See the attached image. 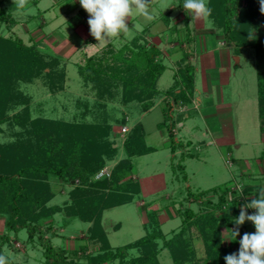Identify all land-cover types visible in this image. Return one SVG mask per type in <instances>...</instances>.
<instances>
[{
    "label": "trees",
    "instance_id": "obj_1",
    "mask_svg": "<svg viewBox=\"0 0 264 264\" xmlns=\"http://www.w3.org/2000/svg\"><path fill=\"white\" fill-rule=\"evenodd\" d=\"M182 4L183 0L179 5ZM208 6L212 9L208 17L212 28L224 36L237 55L244 47L255 50L259 116L264 133V14L260 0H208ZM246 8L254 9L246 15ZM16 10L13 0H0V23L10 31L19 22ZM189 18L186 15L183 19L187 37L191 34ZM259 36H263L260 41ZM162 54L156 43L147 42L145 33L119 49L114 41L109 42L100 52L86 55L84 63H76L83 84L96 91L100 99L107 97L104 103L99 100L100 115L86 103L83 115L94 114V122L84 117L71 121L31 118L33 96L23 84L47 77L50 89L62 87L56 84L66 76L65 69H56L62 56L43 52L36 40L26 43L20 36L0 33V135L5 132L3 124L12 130V137H0V217L4 218L5 228L0 233V254L6 255L8 264L11 259L4 247L12 246L13 238L24 231L26 244L43 248L40 252L45 264H162L159 256L164 249L170 252L174 264H225L224 257L234 253L232 246L225 243L222 224L230 229L241 207L257 198L258 194L246 196L248 187L233 191L222 183L192 193L193 202L199 203L200 208H180L182 222L170 236L162 230L161 209L148 210V204L142 206L149 211L145 223L157 228L133 242L113 247L103 224L105 210L131 202L141 192L140 183L132 177L134 158L154 150L146 143L140 121L131 127L123 148L118 146L111 137L114 123L106 103H134L140 107V114L150 109L156 99L166 96L169 100L163 105L165 120L161 126L168 127L174 150L182 144L174 134V105L192 101L195 67L184 51L173 85L161 90L158 82L168 69ZM123 113L119 116L122 129L129 120L128 113ZM121 150L125 156L118 160L111 177L94 180L96 173L108 161L117 159ZM51 177L70 185L68 199L62 204H51L56 196ZM59 213L66 221L78 218L90 223L77 247L53 242ZM237 227L241 235L244 227ZM198 239L202 248L195 244ZM92 244L97 245L96 252L89 251ZM134 248L139 254L126 261Z\"/></svg>",
    "mask_w": 264,
    "mask_h": 264
},
{
    "label": "rangeland",
    "instance_id": "obj_2",
    "mask_svg": "<svg viewBox=\"0 0 264 264\" xmlns=\"http://www.w3.org/2000/svg\"><path fill=\"white\" fill-rule=\"evenodd\" d=\"M37 2L39 3L37 4ZM180 2L181 0H151L149 6L154 10V19L147 21L143 17L134 15L131 20L128 21L129 27L131 28L129 34L114 41L117 49L142 32L145 26H148V24L154 20L160 19L165 15L173 17L181 9L183 11L180 12V17L184 19L188 14L182 6L179 9L177 5H179ZM174 5H176V7L172 10ZM39 9L47 11L42 13L39 12ZM71 9L73 10L70 11ZM81 9L82 7L79 4V0H37L35 2L34 0H29V4L25 9H18V11H16L19 22L14 26L12 31L8 30L5 24L0 23V33L20 36L26 43L34 42V40L39 38L40 42L37 43L43 52H51L53 55L61 54L59 56L63 57H61L62 62L56 67V69H65L66 71L65 78L61 80L58 78V80L56 79V84H62V87L58 88L57 86L55 89H50L49 84L47 85L49 82L47 77L35 79L33 82L23 84V88L33 96L30 107L31 118L41 116L49 119H63L68 121L73 119L81 120L82 117H84L83 112L86 111V103L90 110L93 109L96 115H100L101 103H104L107 97L100 99L95 93L96 91H91L90 88L83 84V78L78 72L76 63H84L87 56L97 53L98 51L100 52L107 43L97 44L98 42L90 35L87 23L89 16L87 15L85 18L83 16L82 18L80 15ZM251 9L253 10L254 8H246V15H249ZM201 20H203L199 23L201 27H198L201 31H197L196 33V40L200 43L205 34L211 31L213 27L208 17ZM82 26H84V29H82ZM217 32L218 30L213 29L209 37L215 39ZM262 38L263 36H259V41L262 40ZM146 40L147 42L154 43L152 37H148ZM88 45L93 46L87 47ZM199 47H202V44H200ZM232 49L231 53H234V49ZM237 57H240V61H237ZM254 59L255 50L252 47L240 49L238 55L235 53L232 65V83L229 88H225L223 92L229 100L232 98L234 101V108L237 109L235 112L237 126L240 113L242 112L243 115H245L244 126L247 125V133L249 135L247 136L245 129L243 131L237 129V141L244 144L246 140H252L251 135H253V133L256 136L253 145H248L246 148L242 146L243 148H238L239 150L234 146L232 148L236 154L230 156L233 167L226 182L231 189L236 184L241 185L243 189L254 173L258 175L256 172L259 171L255 170H259V167L264 165V162L261 160V158H263L264 161V144L261 142L262 130L258 106V73ZM173 73L174 70L172 68L165 71L160 83H158V87L161 89L166 88L168 82L172 79ZM99 100H101V103ZM97 101L99 103H96ZM111 102L112 101L106 103L109 106L108 110L112 111L110 121L114 123L113 127L115 132L112 133L111 137L114 138L118 146L123 148L128 138V133L133 126V118H136V120L139 119L138 109L140 110V107L134 103L124 106L120 103ZM114 106L119 108H115ZM121 109L129 115L128 125H126L128 129L126 132L123 131L122 124L119 121V116H124ZM84 118L92 122L96 120L94 114H89ZM190 123V119H188L186 123L187 126L183 129L184 131L187 130L186 128ZM2 127L4 129L3 132H5L1 134L0 137L4 139L12 137L11 127L9 129L7 123L3 124ZM249 136L250 138H248ZM244 148H250V150H245ZM124 156L125 152L121 150L117 159L108 161L106 165L101 168V170L106 169L105 171L107 174L97 177L100 170L93 179L110 178L118 160ZM167 156L166 151H161L158 154H148L134 158V169L137 171L138 169L145 170V174L141 173L137 175V181L141 183L145 189L136 195L131 202L105 210L103 224L113 247L133 242L145 235L148 230L154 227L157 228L154 224L145 223L149 211H147V208L138 205L139 199H144L147 202L148 210L157 209L158 207L156 206L161 208L160 212H162L163 217V219L160 218V220H162L161 227L162 230L170 236L171 231L179 227L182 222V217L176 211V209L180 207L179 205H190L196 210L199 209V203L192 201V193L198 194L196 190L198 187L204 188L210 183L213 184L216 182L212 180V178H209V176H205L209 174L207 169L204 171L202 177L201 175H195L193 176L195 177L194 180L185 182V170L182 171V169H178L177 167L174 168L169 166V159H167ZM133 172L132 177L135 178V172ZM191 175L192 173H190V176ZM262 176L260 178L258 177V180L264 183V178ZM145 179H147L146 183ZM50 180L56 193L51 204H62L68 199L70 185L69 183H63L56 177H51ZM147 188L149 190H147ZM252 193L249 191L248 194L245 195L253 197V195H251ZM164 195L166 198H164ZM168 195H170V200ZM185 198L188 199L190 203H188ZM153 201H158L159 204L152 206L153 208L149 207V204ZM144 212H146V215H144ZM254 212L255 210L251 209L248 214L251 215L254 214ZM56 217L58 220L55 225L57 235L55 234L54 237H51L53 242L58 245L64 244L70 248L77 247L82 236L86 233L89 223L78 218H71V220L66 221L61 213L57 214ZM222 227L224 230L226 229L224 224H222ZM235 227L237 228L236 224L231 226L230 229H234ZM242 227H244V232L236 238L232 237L231 234L224 235L225 243L232 246L234 253H237L239 250V240L242 238L243 234L255 232V227L250 221H246ZM4 230V218L0 217V233ZM44 237L47 238L48 236L44 235ZM26 238V232L24 231L19 237L13 238L12 246L9 248L6 246L4 247L11 259L9 264H45L41 258L40 252L43 248L40 245L35 246V248L31 244H26L24 241ZM195 244L198 248H202V241L200 239L196 240ZM89 251L96 252L97 245L92 244ZM201 252L203 251L201 250ZM138 254L139 251L137 249L134 248L130 250V254L126 261H129L130 257ZM159 258L162 264H174L170 252L167 249L161 252Z\"/></svg>",
    "mask_w": 264,
    "mask_h": 264
},
{
    "label": "crops",
    "instance_id": "obj_3",
    "mask_svg": "<svg viewBox=\"0 0 264 264\" xmlns=\"http://www.w3.org/2000/svg\"><path fill=\"white\" fill-rule=\"evenodd\" d=\"M35 1L37 0H34V2ZM38 3L39 2H37V4ZM177 6L179 9L181 8L180 5ZM174 7H176V5L172 7V10ZM72 10L73 9L70 11ZM16 11H18V9ZM46 11L47 10L39 9V12L42 13ZM181 11L183 10L180 9L173 17L165 15L160 19L154 20L148 24V26H145L140 33H145L146 39L148 37L153 38L154 43L163 51L162 57L168 65L167 70L170 68L174 70L171 81L168 82L166 88L161 89L159 87L161 90H166L173 85L184 51L189 53V60L194 64V93L191 97L192 101L190 103H182L179 101L174 105L175 116L173 121H176L174 134L177 139L182 141V144H179L174 150V144L168 127L161 126L165 120L162 105L169 100L166 96L156 99L150 109L139 114V119L136 120V118H133V125L138 121L143 124L146 143L154 149L152 152L145 155L158 154L161 151H166L168 155L167 159H169V166L174 168L177 167L178 169H182L183 167L182 171L185 170V182L194 180L195 177L193 176L195 175H201L202 177L204 171L207 169L209 174L205 176H209V178L216 181L204 187L205 189H210L227 182L233 167L230 156L236 154L232 149L233 146L237 149H241L243 147L246 148L248 145H253L256 136L253 133V135H251L252 140L248 139L249 141L246 140L244 144L237 141V129L241 131L245 129L247 133V125L244 126L245 115H243L242 112L240 113L237 126L235 120V112L237 109L234 108V101L232 98L229 100V98L223 94L225 88H229L231 85L233 78L232 65L235 52L231 53L232 46L226 42L224 36L219 31L215 39L212 37L210 38L209 35H211L214 28H211V31L205 34L201 43L198 42L196 40V33L197 31H201L198 27H201L199 23L203 20L192 22L190 15L188 23L191 34L187 37L186 31L183 30L184 20L180 17ZM85 13V10L82 8L80 10L82 18L88 15ZM83 27L84 26H82V29H84ZM176 28L179 30L175 31ZM36 41L40 42V39L38 38ZM200 44H202V47H199ZM237 61H240V57H237ZM160 80L158 83H160ZM182 116H185V119ZM188 119H190L191 123L186 128L187 130L184 131L183 129L187 126L186 123ZM261 133V142L264 144V133ZM248 135L247 133V136ZM248 138H250V136ZM245 150H250V148ZM261 160L264 162L263 158H261ZM180 165H182V167H180ZM133 170L135 172H133L135 174V179L137 180V175L141 173L145 174V170L143 169H138L137 171L133 168ZM255 171H259L256 172L258 175L254 173L253 176L249 178L250 181L245 185L251 193L254 192L251 194L253 196L258 194L257 192L260 188L264 187V183L258 180V177L260 178L262 175L264 178V165H261L259 170ZM190 173H192L191 176ZM146 182L147 179H145V183ZM140 187L142 192L145 187L142 186L141 183ZM204 188L198 187L196 190L199 192L205 190ZM147 190L149 189L147 188ZM164 198H166L165 195ZM168 198L170 200V195H168ZM186 201L190 203L188 199H186ZM145 204H147V202L144 199L138 200V205L141 207ZM158 204V201H153L149 204V207ZM179 206L180 207L176 209L177 212L180 208L185 207V205ZM156 207L159 208V206ZM62 217L64 218L63 214ZM160 218L163 219L162 212ZM84 236L85 233L82 237Z\"/></svg>",
    "mask_w": 264,
    "mask_h": 264
},
{
    "label": "clouds",
    "instance_id": "obj_4",
    "mask_svg": "<svg viewBox=\"0 0 264 264\" xmlns=\"http://www.w3.org/2000/svg\"><path fill=\"white\" fill-rule=\"evenodd\" d=\"M150 3L151 0H79L80 6L88 13L89 32L97 44H106L127 36L131 30L128 21L134 15L147 21L153 20L154 10L150 8ZM13 4L22 10L28 6L29 0H13ZM182 7L192 17V22L206 19L212 12L208 0H183ZM260 11L264 14V0H260ZM257 193V198L243 205L239 216L234 218L237 226L246 221L252 222L255 232L243 234L238 252L226 255L225 264H264V187ZM229 208H226V212ZM248 209H254V214L249 215ZM227 234L234 238L240 236L238 227L226 228L223 235ZM0 264H8L6 255L0 254Z\"/></svg>",
    "mask_w": 264,
    "mask_h": 264
},
{
    "label": "built area",
    "instance_id": "obj_5",
    "mask_svg": "<svg viewBox=\"0 0 264 264\" xmlns=\"http://www.w3.org/2000/svg\"><path fill=\"white\" fill-rule=\"evenodd\" d=\"M127 127H124L123 128V131H127ZM106 170V169H105ZM105 170H101L98 174H97V177H101V176H104L105 174H107V172ZM109 173V172H108ZM110 174V173H109ZM232 190H238V191H242V186L239 185V184H236L235 186H233ZM230 199L232 198V193H230L229 195Z\"/></svg>",
    "mask_w": 264,
    "mask_h": 264
}]
</instances>
